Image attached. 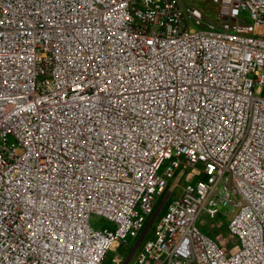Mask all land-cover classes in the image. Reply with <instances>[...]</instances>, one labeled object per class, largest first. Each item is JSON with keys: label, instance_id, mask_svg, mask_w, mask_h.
Instances as JSON below:
<instances>
[{"label": "built area", "instance_id": "built-area-1", "mask_svg": "<svg viewBox=\"0 0 264 264\" xmlns=\"http://www.w3.org/2000/svg\"><path fill=\"white\" fill-rule=\"evenodd\" d=\"M137 237L131 264H264V0H0V264Z\"/></svg>", "mask_w": 264, "mask_h": 264}, {"label": "rangeland", "instance_id": "rangeland-1", "mask_svg": "<svg viewBox=\"0 0 264 264\" xmlns=\"http://www.w3.org/2000/svg\"><path fill=\"white\" fill-rule=\"evenodd\" d=\"M188 1H190V0H183V3H186ZM178 193H179V189H177V190L175 189L173 191V193L171 194V197L170 198H173ZM165 194L166 193H163L162 196H160V197L157 198V205H159L163 201ZM150 219H151V216H149L147 218V221L144 224V228L146 226H149V227H148L147 233L142 237L140 244H142L147 239L153 238V236H154V228H155V225L157 224L158 216L151 223H150ZM200 219L207 220V217L204 216V215H201L200 216ZM96 220H99V223L100 222H103V219L102 218H100L98 216H95V215H92L91 216V222L93 223V221H96ZM226 221H228V219ZM105 224L107 225V222H105ZM208 224L209 223H207V225ZM142 231H140L139 235L142 233ZM203 231L205 233H207L206 228H204ZM218 232L224 233L225 232V229L224 228H221V229L214 230V233H218ZM209 235L212 236L211 234H209ZM137 239H138V237L135 238V239H128L127 245H125V244L122 243L121 246L119 248H117L115 251L108 250L107 253H106V257L103 260V264H115V262L112 260L113 255L118 256L120 258L119 264H131V262H132V260H133V258L135 256V254L134 255L133 254L132 255L131 254L129 255V253L131 252V250H132L133 246L135 245Z\"/></svg>", "mask_w": 264, "mask_h": 264}, {"label": "crops", "instance_id": "crops-1", "mask_svg": "<svg viewBox=\"0 0 264 264\" xmlns=\"http://www.w3.org/2000/svg\"><path fill=\"white\" fill-rule=\"evenodd\" d=\"M133 261V260H132ZM119 264V263H118Z\"/></svg>", "mask_w": 264, "mask_h": 264}]
</instances>
